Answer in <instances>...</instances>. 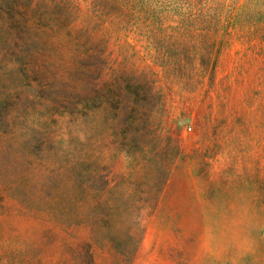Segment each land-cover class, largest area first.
<instances>
[{"label": "rangeland", "instance_id": "rangeland-1", "mask_svg": "<svg viewBox=\"0 0 264 264\" xmlns=\"http://www.w3.org/2000/svg\"><path fill=\"white\" fill-rule=\"evenodd\" d=\"M0 264H264V0H0Z\"/></svg>", "mask_w": 264, "mask_h": 264}, {"label": "built area", "instance_id": "built-area-1", "mask_svg": "<svg viewBox=\"0 0 264 264\" xmlns=\"http://www.w3.org/2000/svg\"><path fill=\"white\" fill-rule=\"evenodd\" d=\"M188 130H190V128Z\"/></svg>", "mask_w": 264, "mask_h": 264}]
</instances>
